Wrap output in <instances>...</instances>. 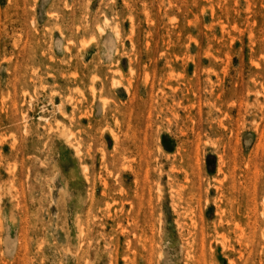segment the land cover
Returning <instances> with one entry per match:
<instances>
[{
    "label": "rangeland",
    "instance_id": "obj_1",
    "mask_svg": "<svg viewBox=\"0 0 264 264\" xmlns=\"http://www.w3.org/2000/svg\"><path fill=\"white\" fill-rule=\"evenodd\" d=\"M0 264H264V0H0Z\"/></svg>",
    "mask_w": 264,
    "mask_h": 264
}]
</instances>
